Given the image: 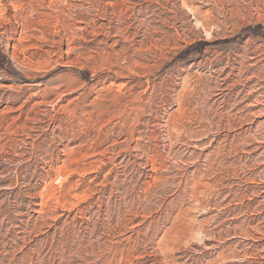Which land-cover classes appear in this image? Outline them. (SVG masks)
I'll return each instance as SVG.
<instances>
[{"label": "rangeland", "instance_id": "rangeland-1", "mask_svg": "<svg viewBox=\"0 0 264 264\" xmlns=\"http://www.w3.org/2000/svg\"><path fill=\"white\" fill-rule=\"evenodd\" d=\"M0 264H264V0H0Z\"/></svg>", "mask_w": 264, "mask_h": 264}]
</instances>
